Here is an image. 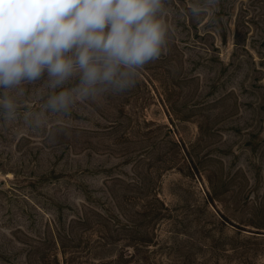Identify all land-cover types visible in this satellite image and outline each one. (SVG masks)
Wrapping results in <instances>:
<instances>
[{
	"label": "rangeland",
	"instance_id": "1",
	"mask_svg": "<svg viewBox=\"0 0 264 264\" xmlns=\"http://www.w3.org/2000/svg\"><path fill=\"white\" fill-rule=\"evenodd\" d=\"M159 16L122 94L63 114L45 79L0 89V264H264V0Z\"/></svg>",
	"mask_w": 264,
	"mask_h": 264
},
{
	"label": "clouds",
	"instance_id": "2",
	"mask_svg": "<svg viewBox=\"0 0 264 264\" xmlns=\"http://www.w3.org/2000/svg\"><path fill=\"white\" fill-rule=\"evenodd\" d=\"M162 4L163 0H0V89L45 79L52 90L45 107L63 114H69L77 100L130 90L165 47ZM0 107L6 118L14 117L12 99L5 96Z\"/></svg>",
	"mask_w": 264,
	"mask_h": 264
}]
</instances>
